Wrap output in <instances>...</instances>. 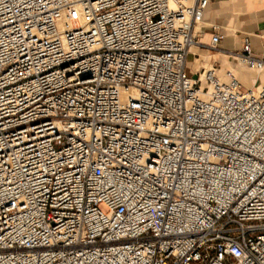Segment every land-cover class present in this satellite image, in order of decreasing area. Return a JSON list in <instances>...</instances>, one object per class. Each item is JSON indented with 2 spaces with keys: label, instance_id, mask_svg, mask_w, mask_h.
Wrapping results in <instances>:
<instances>
[{
  "label": "built area",
  "instance_id": "1",
  "mask_svg": "<svg viewBox=\"0 0 264 264\" xmlns=\"http://www.w3.org/2000/svg\"><path fill=\"white\" fill-rule=\"evenodd\" d=\"M211 3L0 0V264H264L261 80L187 65Z\"/></svg>",
  "mask_w": 264,
  "mask_h": 264
},
{
  "label": "crops",
  "instance_id": "2",
  "mask_svg": "<svg viewBox=\"0 0 264 264\" xmlns=\"http://www.w3.org/2000/svg\"><path fill=\"white\" fill-rule=\"evenodd\" d=\"M204 20L205 25L212 24L218 27L224 37L218 45L217 51L209 52L203 49L212 56L208 52H199L197 47L194 48L192 53L189 54L191 59L188 58L187 61V65L193 71L209 67L212 62H218L221 66L225 64L232 67V63L228 58L234 53L239 54L245 41L249 42L255 55L262 54V46L264 45V0H212ZM196 30H199L198 26ZM200 32H202L201 42L207 44L209 35L213 30L209 27H200ZM261 37H263V40H261ZM196 55L201 58L196 59ZM195 61H198V64H195ZM237 74L238 80L241 77L242 81L240 83L247 89H250L258 78H260L261 84L264 82V69L258 75L256 73L255 79L252 76L254 73L243 69H240ZM260 90L261 86L258 88V91Z\"/></svg>",
  "mask_w": 264,
  "mask_h": 264
},
{
  "label": "bare ground",
  "instance_id": "3",
  "mask_svg": "<svg viewBox=\"0 0 264 264\" xmlns=\"http://www.w3.org/2000/svg\"><path fill=\"white\" fill-rule=\"evenodd\" d=\"M204 22H205V20H204ZM197 27V26H196ZM198 32V30H196V28H195V34ZM196 46H191L190 47V51H189V54H191L192 53V51L194 50V48H195ZM200 50V49H199ZM206 51V50H205ZM208 52V51H207ZM189 56V59H191V55H188ZM195 64H198V61H195L194 62ZM232 63V67H229V69L235 74V76L238 78V72L240 71V69H243V70H245V71H247V72H251V73H255L256 74V71H253V70H250V69H248V68H246L245 66H243L240 62H238V63H235V62H231ZM210 67V66H209ZM209 67H206V68H200V69H208ZM235 67V68H234ZM223 68V67H222ZM199 69V70H200ZM194 71H198V70H194ZM242 81V78L240 77V80H239V82H241ZM253 82H254V80H252ZM253 84V83H252ZM259 86H261V90L260 91H258L259 93L264 89V82H262V84L261 85H259ZM259 86H258V88H259ZM256 95H258V93H255Z\"/></svg>",
  "mask_w": 264,
  "mask_h": 264
},
{
  "label": "rangeland",
  "instance_id": "4",
  "mask_svg": "<svg viewBox=\"0 0 264 264\" xmlns=\"http://www.w3.org/2000/svg\"><path fill=\"white\" fill-rule=\"evenodd\" d=\"M199 49H200V50H199ZM203 49H204V48H197V50H198L199 52H207V51H205V50H203ZM199 52H198V53H199ZM208 53H209V52H208ZM209 55L212 56V54H210V53H209ZM213 56H214V55H213ZM188 58H189V56H188ZM195 58H196V59H200L201 57L199 58V56L196 55ZM219 58H220V56H219ZM222 60H223V57H222ZM187 61H188V59H187ZM222 67H223V68H228V69H229V65H225V64H224V66L222 65ZM252 76H253V79H255L256 74L254 73V74H252Z\"/></svg>",
  "mask_w": 264,
  "mask_h": 264
}]
</instances>
